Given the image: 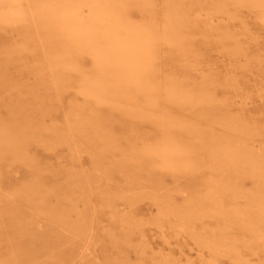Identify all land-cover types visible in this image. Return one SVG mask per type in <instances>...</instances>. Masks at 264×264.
<instances>
[{
  "label": "bare ground",
  "instance_id": "bare-ground-1",
  "mask_svg": "<svg viewBox=\"0 0 264 264\" xmlns=\"http://www.w3.org/2000/svg\"><path fill=\"white\" fill-rule=\"evenodd\" d=\"M249 43L264 48V0H0V264H264V146L214 106L238 90L203 53Z\"/></svg>",
  "mask_w": 264,
  "mask_h": 264
},
{
  "label": "rangeland",
  "instance_id": "rangeland-1",
  "mask_svg": "<svg viewBox=\"0 0 264 264\" xmlns=\"http://www.w3.org/2000/svg\"><path fill=\"white\" fill-rule=\"evenodd\" d=\"M225 24L228 25V23ZM234 31H236L235 33H240L237 30ZM198 39L203 38L200 37ZM239 39L245 43H248V41L242 37H239ZM6 41V39H3V42ZM226 45L228 47L231 46L228 42ZM246 50L248 54L246 59L235 58L236 60L233 61V58L230 61L228 59L230 57H224V55L220 53V47H218L217 44H209V46L203 47L205 61L207 64L210 63V68L208 67V70L212 71L211 77L214 79L220 78L223 80L222 83H228L231 86L233 85L238 90V92H233L232 90H229L230 92H224L228 90L218 88L215 93L217 101L215 102L214 106H219L220 103H222L224 109L227 112H230L229 116L236 120L238 124H242L241 126L246 125L250 130H254L259 134V138H254L255 152H259L264 146V48L257 46L254 43H249L248 46H246ZM171 72L176 75L177 78H179V81L184 83H193V81H196V83L201 82L197 73H184L177 65H171ZM236 95L239 97L237 98ZM240 99L250 103H248L246 106H242V108L239 107L240 105H234V101ZM221 100L225 101L227 107H225V103L221 102ZM1 113L3 116L6 115L3 110ZM54 121L57 122L59 119L48 118L46 120L47 125L52 124ZM35 152L38 156L39 162L48 165L55 164L54 156L50 153L44 152L42 147L36 148ZM67 166V163L64 162L61 167L59 162V167L61 169H64ZM74 170L77 171V174L83 176L95 174L91 166L90 158L87 155H83V157L80 158L79 162L76 163ZM24 178L26 179V177H23L22 170H18L17 174H11L2 179V184L4 188L9 191V189L12 190L14 187L20 186V184L25 181ZM87 199L88 205L78 203V210L82 213L86 211L89 213L90 218L93 219L96 215L95 210L98 206V199L97 197L91 196L89 194V190ZM118 209L122 211L123 207H118ZM141 211L144 213V215L150 214L148 205H142ZM28 212L29 211L26 210V213ZM9 224L10 222L7 221L5 226H9ZM6 231L9 232V230H0L1 236L4 240H7L8 238ZM19 240L21 245H28V249H31L30 246L32 243L30 238L21 237ZM152 247H154L156 251L161 249L158 240H154L152 242ZM101 252L102 247L100 246L98 251H95L94 253L96 256H101ZM79 253H81V251L78 252V254ZM78 254L74 258V262L76 263H79L83 258L82 253L79 255ZM130 256L133 262L137 260V250L134 246H131L130 248Z\"/></svg>",
  "mask_w": 264,
  "mask_h": 264
}]
</instances>
